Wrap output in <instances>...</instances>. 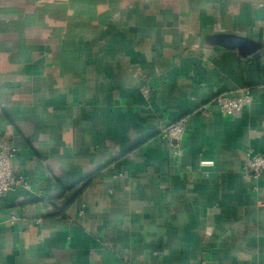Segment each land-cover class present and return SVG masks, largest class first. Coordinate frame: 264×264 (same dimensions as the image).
<instances>
[{"label":"crops","instance_id":"1","mask_svg":"<svg viewBox=\"0 0 264 264\" xmlns=\"http://www.w3.org/2000/svg\"><path fill=\"white\" fill-rule=\"evenodd\" d=\"M240 88L236 117L196 112ZM181 118L176 160L159 134ZM5 134L30 190L0 200V264H264V176L244 170L264 155V6L0 0Z\"/></svg>","mask_w":264,"mask_h":264},{"label":"built area","instance_id":"2","mask_svg":"<svg viewBox=\"0 0 264 264\" xmlns=\"http://www.w3.org/2000/svg\"><path fill=\"white\" fill-rule=\"evenodd\" d=\"M154 89L149 84H143L141 93L148 99ZM252 104V96L248 88H240L233 92L222 93L215 96L206 106L200 107L196 112L204 117H208L209 107H215L221 114L227 117H236L245 107ZM186 119L181 118L178 121L164 126L160 131V139L164 141L171 150L176 160L181 153V143L185 133ZM17 149L13 146L10 137L4 135L0 142V200L10 192L29 191L28 181L20 175L13 172V162L17 155ZM213 162H201L200 166H212ZM244 170L255 181L264 176V155L249 149L247 152V162ZM121 174L115 172L112 180H117ZM256 191V188H255ZM14 220V219H13ZM40 221L38 220V223Z\"/></svg>","mask_w":264,"mask_h":264},{"label":"water","instance_id":"3","mask_svg":"<svg viewBox=\"0 0 264 264\" xmlns=\"http://www.w3.org/2000/svg\"><path fill=\"white\" fill-rule=\"evenodd\" d=\"M238 4L251 6H264V0H228ZM216 43L225 48L237 49L242 55L254 54L257 48L254 43L236 35H221L216 39Z\"/></svg>","mask_w":264,"mask_h":264}]
</instances>
